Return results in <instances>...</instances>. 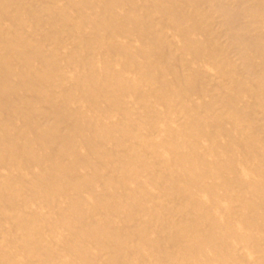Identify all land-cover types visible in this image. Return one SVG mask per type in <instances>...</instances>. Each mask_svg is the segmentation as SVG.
<instances>
[{
	"label": "bare ground",
	"instance_id": "bare-ground-1",
	"mask_svg": "<svg viewBox=\"0 0 264 264\" xmlns=\"http://www.w3.org/2000/svg\"><path fill=\"white\" fill-rule=\"evenodd\" d=\"M0 264H264V0H0Z\"/></svg>",
	"mask_w": 264,
	"mask_h": 264
}]
</instances>
